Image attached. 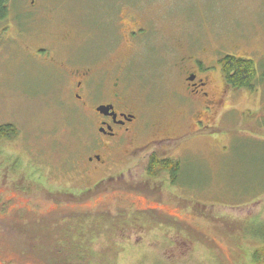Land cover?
<instances>
[{"label":"rangeland","instance_id":"rangeland-1","mask_svg":"<svg viewBox=\"0 0 264 264\" xmlns=\"http://www.w3.org/2000/svg\"><path fill=\"white\" fill-rule=\"evenodd\" d=\"M120 2L140 3L157 22L155 38L160 34L164 41L143 46L134 41L108 52ZM9 8V18L0 21V126L12 124L18 135L0 141V176L2 165L18 158L19 173L35 187L78 193L105 181L115 186L105 190V205L134 202L141 211L192 227L186 231L138 216L140 231L130 232V238L126 232L115 234L112 224L118 226L119 220L112 216L96 226L91 219L89 264H254L251 255L261 249L257 237L264 232V136L238 125H245L244 114L264 107V84L256 92L227 88L219 60L232 55L264 66V0H11ZM192 56L212 68L215 89L208 105L196 104L197 94L188 92L185 76ZM102 57L105 62L122 57L129 66L131 80L123 86L140 106L141 128L139 148L129 158L115 153L107 174L88 162L100 154L92 138L94 123L62 85L68 82L62 62L74 68L76 62L86 66ZM263 115L249 126L261 128ZM153 153L181 162L177 184L166 176L149 179L146 167ZM12 182L0 185V264H46L6 228L16 220L1 213L5 200L14 217L29 206L25 194L14 186L8 190ZM214 214L224 217L226 233L218 230ZM99 245L106 250L102 261L92 254Z\"/></svg>","mask_w":264,"mask_h":264},{"label":"trees","instance_id":"trees-1","mask_svg":"<svg viewBox=\"0 0 264 264\" xmlns=\"http://www.w3.org/2000/svg\"><path fill=\"white\" fill-rule=\"evenodd\" d=\"M11 0H0V21L7 20L10 15L9 3ZM219 65L224 77L225 85L227 88L233 90H246L250 92H256L261 89L264 84V66L260 69L252 59L236 57L232 55H226L219 60ZM264 111V107L259 109L255 114H244L245 125L240 124L238 126H244L246 131H250L253 135L264 136V123L256 128L255 126H249L250 120L256 119V122H261L260 114ZM264 116V115H263ZM264 120V118H263ZM18 135V129L12 125L7 124L0 126V141L13 140ZM95 142V141H94ZM92 145V144H91ZM2 157L0 151V158ZM20 160L18 158L11 160L2 165V175L0 176V185H6L9 179H12V183L8 190H15L25 194L29 199V206L26 209L18 210L13 216L14 211H11V207L8 205V200H5L2 205L1 213L7 214L16 220L13 225L7 224L6 228L10 229L11 233L15 236H19L20 240L23 239L24 247L28 251V254H36L41 261L46 264H89L92 255L87 247V237L89 232V222L94 220L95 226L100 222L106 220L112 216L118 223V226L112 224L117 229L115 234H122L126 232V235L131 238L130 232L140 231L138 226V216L144 217L147 220L152 218L157 223L163 226L177 225L186 231H190L192 227L189 224H183L179 222H172L171 218L159 215L153 211H141L138 207L129 203H118L114 208H111V204L105 205V201L108 200V193L105 190H109V186L114 188L113 184L107 185L103 182L96 184L91 188H87L81 192L75 193L70 190H49L45 188L35 187L30 182L24 179V174L19 173L18 167ZM3 163V160L0 164ZM1 168V167H0ZM146 175L151 180L163 181V176H166L171 184H177L182 164L178 160L172 158H163L153 153L147 162ZM11 169L13 171L11 172ZM10 177V178H9ZM133 189H145L137 185L131 186ZM160 189L163 190L162 185ZM149 187V186H148ZM128 189V188H126ZM148 193H152V188L146 189ZM101 192V195H99ZM36 195V197H32ZM102 196V200L98 198ZM47 197L49 200L55 202L54 206H49L45 201ZM57 198V200H56ZM75 199L72 202L70 199ZM128 200V199H126ZM186 208L185 202L180 200ZM93 203L91 206L88 204ZM86 204V205H85ZM193 210L198 213H205V211L197 206H192ZM31 210V211H30ZM36 210L37 212H35ZM211 213V212H209ZM213 214V213H211ZM208 217V216H207ZM221 220H220V219ZM214 223H219L218 230L226 233V227L229 226L224 220L223 216L213 215ZM97 230V227H94ZM20 234V235H17ZM257 237L262 242L261 249H256L251 255V259L254 264H264V232H259ZM105 235L100 233L99 237ZM204 236V235H202ZM231 236V235H226ZM256 237V236H255ZM77 238V239H76ZM175 240L182 239L175 235ZM192 240H198V237H188ZM186 241L185 239H182ZM99 252H93L97 255V260L102 261L103 254H106L105 248L99 245ZM105 250V251H104ZM94 261V258H93Z\"/></svg>","mask_w":264,"mask_h":264},{"label":"flooded vegetation","instance_id":"flooded-vegetation-1","mask_svg":"<svg viewBox=\"0 0 264 264\" xmlns=\"http://www.w3.org/2000/svg\"><path fill=\"white\" fill-rule=\"evenodd\" d=\"M140 5V3H119L115 9L114 19H112L114 45L108 52L123 45L130 46L134 41L141 42V46H143L146 42L155 44L162 40L160 34L155 38L158 29L154 17L149 19L148 13ZM141 14L142 16H140ZM145 14L147 17L144 16ZM153 14L152 11L151 15ZM126 38L129 40L127 44H125ZM191 58H193V63L188 64L190 67L187 76H185L188 82V92L192 95L197 94L198 102L196 104H201L204 101L208 105L211 103L209 96L215 89L212 68H208L204 64L198 65L194 61L195 56ZM197 62L202 63L200 59ZM82 63L76 62V66L70 68L68 64L62 62L67 72L63 79L68 80L62 85H68L70 90L68 98L81 110L87 111L90 120L94 123L92 138L100 154L88 157V162L93 165L96 171L107 174L112 170V166H115L116 161L112 157L115 153L129 158L133 149L139 148L135 147V142L141 134L139 127L140 106L131 99L123 86L126 79L129 82L131 79L126 76V68L128 69L129 66L124 64L125 60L122 57H115L109 62H105L102 57L92 62L87 61L86 66H82ZM161 72L163 70L159 72L158 78H161ZM66 76H69V79ZM196 127H199L198 124ZM144 149L146 151L145 146ZM101 153L105 155V158Z\"/></svg>","mask_w":264,"mask_h":264}]
</instances>
